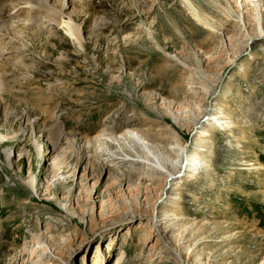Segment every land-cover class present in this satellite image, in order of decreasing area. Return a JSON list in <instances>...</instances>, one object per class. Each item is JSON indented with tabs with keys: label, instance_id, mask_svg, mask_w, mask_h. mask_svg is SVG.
<instances>
[{
	"label": "rangeland",
	"instance_id": "374dc122",
	"mask_svg": "<svg viewBox=\"0 0 264 264\" xmlns=\"http://www.w3.org/2000/svg\"><path fill=\"white\" fill-rule=\"evenodd\" d=\"M64 1L81 47L0 1V264H181L143 217L164 176L97 139L114 124L193 144L207 103L234 127H207L211 171L156 211L183 264H264V37L248 44L264 0H188L202 23L183 0H52L58 16Z\"/></svg>",
	"mask_w": 264,
	"mask_h": 264
},
{
	"label": "bare ground",
	"instance_id": "6f19581e",
	"mask_svg": "<svg viewBox=\"0 0 264 264\" xmlns=\"http://www.w3.org/2000/svg\"><path fill=\"white\" fill-rule=\"evenodd\" d=\"M19 1L20 5L24 6V10L28 12L27 20L22 23L24 28H28L29 26H37L41 21L45 22L46 20L50 19V23L53 22V24H55L59 30L63 31L70 38L73 44L81 47V41L76 33L77 31L73 20L70 18L65 19V15L63 14V11H66L70 6L68 3H65L64 1L60 5L61 14L58 16V14H55V7L51 5L52 0ZM183 2L187 4L195 19L202 23L203 21L201 17L196 13L195 10L191 8L192 6L189 1L183 0ZM8 26H10V24L0 27V35L2 33L3 37H6V34H4L3 30ZM263 37L264 32H260L257 36L251 37L248 40V44L250 41H255ZM240 55H245V51ZM234 65H237L236 59H233L230 62V66L233 67ZM224 80L225 75H222L215 80V92H213V95L208 99L209 101L211 100V103L217 89ZM217 110L220 109H216L212 106L209 107L207 103L204 111L201 113V116L198 119H193L191 133L195 129L197 132L195 133V138L193 139V141L195 140V143H190L191 145L188 144V142L183 143L180 139H176V141L169 142L165 146L166 148H163L161 145L154 142V140L151 138L152 135L150 131H141L128 128L118 134L116 133L117 128L114 124L107 125L102 133H100L97 141L102 143L105 153L109 156V159L106 161L109 162L119 160L118 163L122 164L126 163L132 166H146L155 173L164 176L163 186L160 190L159 197L156 199V203L167 206L169 209L170 207L175 208V206L180 202V192L183 189L182 187L184 183L192 181L195 182L201 178L202 174L211 171L210 162L206 159L207 157L205 155L208 153L207 149L208 145L210 144L207 141L208 136H210V131H208L207 127L213 126L223 131H229L234 127V123L232 120H230V118H227L228 121H222L223 116L221 113H218ZM207 117L208 119H206ZM173 123L176 127L181 126L180 121L177 119H175ZM63 168V159L57 158L53 163L54 171L60 174L63 171ZM28 184L29 187L35 192L34 180H31L28 182ZM155 204L152 209H150L148 213L149 215H144L143 217H146L150 221L149 225L153 236H159L165 243V246L170 249L174 257L177 258L181 264H183L181 254L177 250L172 249L170 247V242L166 239L167 231L173 230L171 229L169 222L172 220L171 217H173L174 214L172 215L167 212V208L164 210V212L158 213L156 211ZM64 210L66 211V214L69 215V213H67V209L64 208ZM151 222L154 223L155 227ZM61 223L62 220L55 221V224L57 225ZM117 264H122V261Z\"/></svg>",
	"mask_w": 264,
	"mask_h": 264
}]
</instances>
